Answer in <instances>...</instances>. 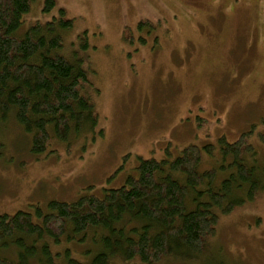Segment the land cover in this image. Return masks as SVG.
<instances>
[{"label": "rangeland", "instance_id": "1", "mask_svg": "<svg viewBox=\"0 0 264 264\" xmlns=\"http://www.w3.org/2000/svg\"><path fill=\"white\" fill-rule=\"evenodd\" d=\"M55 1L44 12L46 0H34L24 29L59 18L60 9L74 21L62 53L90 72L103 132L36 155L10 118L0 132V215L102 196L137 175L141 158L163 159L168 150L176 158L189 145H214L212 156L203 150L199 170L218 168L219 139L235 142L252 128L264 163V0ZM227 176L220 172L218 183ZM102 237L50 243L55 254L70 251L53 264H89ZM113 263L146 264L123 256ZM158 264H264V190L221 216L200 252L182 249Z\"/></svg>", "mask_w": 264, "mask_h": 264}, {"label": "trees", "instance_id": "2", "mask_svg": "<svg viewBox=\"0 0 264 264\" xmlns=\"http://www.w3.org/2000/svg\"><path fill=\"white\" fill-rule=\"evenodd\" d=\"M33 2L0 0V132L15 119L30 136L31 152L39 155L53 142L71 143L103 130L97 131L99 90L90 72L82 60L62 53L74 21L60 9L59 18L26 30ZM55 7V0H46L44 12ZM254 133L252 128L235 142L222 136L218 168L199 170L203 150L212 156L214 145H189L176 158L169 150L163 159L141 158L137 175L102 196L53 200L46 210L0 215V264H53L70 251L65 247L55 254L50 243L84 242L99 231L102 250L89 264H114L119 256L158 264L182 249L200 252L221 216L264 190V163L251 143ZM258 137L264 146V132ZM220 172L229 176L218 183ZM68 262L82 264L73 258Z\"/></svg>", "mask_w": 264, "mask_h": 264}]
</instances>
